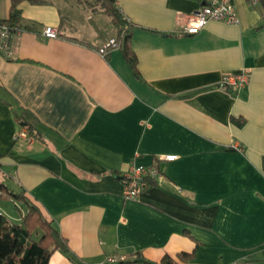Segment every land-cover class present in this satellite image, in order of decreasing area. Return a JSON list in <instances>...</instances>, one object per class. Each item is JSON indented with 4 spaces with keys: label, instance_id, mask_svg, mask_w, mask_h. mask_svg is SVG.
<instances>
[{
    "label": "crops",
    "instance_id": "0c3cea01",
    "mask_svg": "<svg viewBox=\"0 0 264 264\" xmlns=\"http://www.w3.org/2000/svg\"><path fill=\"white\" fill-rule=\"evenodd\" d=\"M232 1L238 23L189 34L187 15L206 0H116L134 25L139 75L121 47L99 52L118 34L101 9L21 3L34 29L0 53V179L40 206L83 264H264V10ZM11 3L0 0V20ZM47 25L59 36H42ZM244 69V87L220 85ZM25 124L34 133L17 138ZM150 164L157 183L126 199L124 175ZM50 264L75 263L57 250Z\"/></svg>",
    "mask_w": 264,
    "mask_h": 264
},
{
    "label": "trees",
    "instance_id": "16d2710c",
    "mask_svg": "<svg viewBox=\"0 0 264 264\" xmlns=\"http://www.w3.org/2000/svg\"><path fill=\"white\" fill-rule=\"evenodd\" d=\"M24 0H12L10 14L7 19L0 20L10 27L34 29V24L23 22L21 3ZM40 2L41 0H28ZM264 10V0H259ZM88 6L99 5L109 15L118 29L115 37L117 46L122 48L125 59L135 74L139 75L136 54L131 49L130 38L134 25L124 18L116 0H81ZM27 131L34 133L30 124H25ZM157 181V180H156ZM151 180L150 183H157ZM0 197L22 202L27 207V214L19 220H12L0 210V264H50V258L57 250L63 251L75 264H83L81 259L71 250L67 239L61 234L54 221L47 217L40 206L23 191H14L4 180L0 179ZM163 264H175L169 256Z\"/></svg>",
    "mask_w": 264,
    "mask_h": 264
},
{
    "label": "built area",
    "instance_id": "2783aa9c",
    "mask_svg": "<svg viewBox=\"0 0 264 264\" xmlns=\"http://www.w3.org/2000/svg\"><path fill=\"white\" fill-rule=\"evenodd\" d=\"M257 4L259 0H251ZM218 20L227 23H238L239 18L236 13L232 0H206L205 4L197 11L187 15V22L183 27V32L189 34L198 33L210 21ZM22 28L16 26L10 27L7 23L0 21V53L6 57L12 56V38L13 35ZM42 36L47 38H56L59 36V29L55 26L47 25L42 30ZM117 47L116 38L109 39L100 49L99 52L105 56L110 48ZM249 80L247 70L237 73H230L223 76L221 86L228 87L232 90H239L244 87ZM17 138L28 139V131L23 128ZM177 155H166L168 160H173ZM161 177V171L156 164L150 165H132L129 172L124 175L123 194L126 199H136L140 193L150 186L151 180H158ZM125 258L120 255L107 256L103 261L92 264H120Z\"/></svg>",
    "mask_w": 264,
    "mask_h": 264
},
{
    "label": "rangeland",
    "instance_id": "374dc122",
    "mask_svg": "<svg viewBox=\"0 0 264 264\" xmlns=\"http://www.w3.org/2000/svg\"><path fill=\"white\" fill-rule=\"evenodd\" d=\"M83 3V2H82ZM84 4V3H83ZM98 9H100L99 5H95V6H89V9L87 8L86 10H90L89 12H91L92 14H96V15H102L100 13H97ZM96 12V13H95ZM95 15V20H99V17ZM86 20L87 16L84 17ZM102 19L104 21L105 24H102V31L104 32V34L106 36H108L110 34V31H115L114 26L111 24L110 22V18L107 15H103ZM114 29V30H113ZM0 208L4 211V213L12 220H15V217H20L22 211H24V214H27V207L25 208V206L23 205L22 202H14L11 199H7V198H3L0 197ZM23 215V214H22Z\"/></svg>",
    "mask_w": 264,
    "mask_h": 264
}]
</instances>
